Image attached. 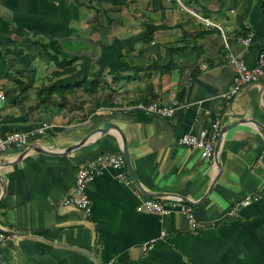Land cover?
Instances as JSON below:
<instances>
[{
    "label": "crops",
    "instance_id": "obj_1",
    "mask_svg": "<svg viewBox=\"0 0 264 264\" xmlns=\"http://www.w3.org/2000/svg\"><path fill=\"white\" fill-rule=\"evenodd\" d=\"M246 3L0 0V135L51 125L0 156V264H264V77L226 98L234 69L221 32L203 21L219 25L251 67L264 52V0L239 22ZM248 34L244 47L237 39ZM151 102L183 108L172 119L127 110ZM216 114L210 158L177 145ZM105 123L119 132H96L63 153ZM122 137L141 191L124 163L87 182L88 213L64 207L77 169L122 153ZM32 145L57 154L21 156ZM178 198L200 203L190 205L199 230ZM145 199L165 213L137 211Z\"/></svg>",
    "mask_w": 264,
    "mask_h": 264
},
{
    "label": "built area",
    "instance_id": "obj_2",
    "mask_svg": "<svg viewBox=\"0 0 264 264\" xmlns=\"http://www.w3.org/2000/svg\"><path fill=\"white\" fill-rule=\"evenodd\" d=\"M207 25L216 27L221 32L223 41V47L225 50L224 63L231 65L234 69V78L232 80V86L226 95V98H234L238 95L243 87L257 83L262 77H264V52L256 54V62L253 66L249 67L243 59L235 57L229 49L227 39L225 38L222 29L219 25L210 23L203 20ZM251 36L248 34L245 37H239L237 41L247 47L251 43ZM201 68L204 70L206 65H202ZM3 96L0 94V99ZM183 106L177 104L161 105L156 102L149 104H137L127 110H137L145 114H150L158 118L172 119L177 109H182ZM208 114V113H206ZM51 127L48 123H43L39 128L30 132L14 131L5 135H0V156L7 150L16 149L20 150L28 146L31 140L36 135H42L47 129ZM220 127L219 116L216 114L212 117L209 125L201 129L196 134H184L177 138L176 143L181 147L197 149L200 152L201 159H208L212 156L215 149V142L217 139L218 131ZM124 168V159L121 153H105L97 155L94 159L87 161L80 166L75 175V183L71 193L63 200L62 205L64 207H72L85 213L89 212V201L85 196L86 184L93 177H96L102 173L105 169L122 170ZM123 178V173L119 175ZM252 201H257V196L252 198L248 197L241 201L239 205L234 207L229 212L228 216H235L237 210L241 207H246L251 204ZM186 217L190 228L193 231L201 228L200 223L195 219L193 214V208L183 203L180 200L176 202ZM137 211H144L152 214L161 215L165 213V205L161 202L153 199H145L137 206ZM164 233H162V236ZM7 238V234L0 229V245Z\"/></svg>",
    "mask_w": 264,
    "mask_h": 264
},
{
    "label": "water",
    "instance_id": "obj_3",
    "mask_svg": "<svg viewBox=\"0 0 264 264\" xmlns=\"http://www.w3.org/2000/svg\"><path fill=\"white\" fill-rule=\"evenodd\" d=\"M234 124H236V123H234ZM231 126H233V125H231ZM111 128H115L119 132V129L117 127H115L113 124L105 123L101 129H96V130L92 131L89 135L84 137L82 139V141H80L77 145H75L74 147L69 148L67 151H64L63 153H66V152H68V151H70L72 149H75V148L79 147L80 145L85 143L91 135L95 134L96 132H100L102 134H105ZM260 132H261V134H262V136L264 138V132H262V131H260ZM121 139H122V153L121 154H122L123 159H124L125 167H126L128 173H129L133 183L136 185V187H138V189H140L139 188V184L136 181L135 176H134L133 171H132V168H131L126 142H125L123 137ZM216 147H217V145H216ZM29 151H34V152L41 153V154H46V155H56L57 154V153H53V152H49V151H44L43 149H40L39 147H36V146L32 145L28 149L24 150L21 153V156H23L24 154H26ZM140 191H141V189H140ZM147 196L151 197V198L154 197V195H147ZM178 199H180L183 203L191 205V206H197V205L200 204V203H198V204L194 205L191 201H189L187 199H183V198H178ZM96 264H98V263H96Z\"/></svg>",
    "mask_w": 264,
    "mask_h": 264
},
{
    "label": "trees",
    "instance_id": "obj_4",
    "mask_svg": "<svg viewBox=\"0 0 264 264\" xmlns=\"http://www.w3.org/2000/svg\"><path fill=\"white\" fill-rule=\"evenodd\" d=\"M251 4H252V0H247L245 11H244V13L242 14V16L239 17V22H242V21L246 18L247 14H248V12H249V9H250V7H251ZM86 82H87V81H85V80L79 81V82L75 83V84L72 85V86H68V87L63 88V90H67V89H72V90H74V89H77V88H82V86H83L84 83H86ZM89 84H90V85H94L93 82H89ZM92 92H93V91H92ZM92 94H93V93H92Z\"/></svg>",
    "mask_w": 264,
    "mask_h": 264
}]
</instances>
